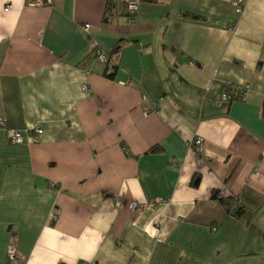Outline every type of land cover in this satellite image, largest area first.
Masks as SVG:
<instances>
[{"label": "crops", "instance_id": "obj_1", "mask_svg": "<svg viewBox=\"0 0 264 264\" xmlns=\"http://www.w3.org/2000/svg\"><path fill=\"white\" fill-rule=\"evenodd\" d=\"M243 1L0 0V264H264V0Z\"/></svg>", "mask_w": 264, "mask_h": 264}, {"label": "built area", "instance_id": "obj_2", "mask_svg": "<svg viewBox=\"0 0 264 264\" xmlns=\"http://www.w3.org/2000/svg\"><path fill=\"white\" fill-rule=\"evenodd\" d=\"M126 4V11L128 15L133 16L140 5V0H123ZM54 3V0H27V5L31 8H46L51 7ZM233 5L235 7V11L238 15H242L244 12V1L243 0H233ZM10 8H6L8 11ZM85 31L89 36L95 34V30L91 26H85ZM91 52H93L97 58L104 61L109 68H114L117 63V60L114 56H106L105 54L101 53L100 50L97 49L96 44H92ZM191 67H195L196 64L192 61L188 63ZM127 84H131V81H128ZM84 90H87V87H84ZM236 99L244 101L246 99V91L240 90V95L236 98L228 93H224L221 95L219 99L215 101L216 105L221 104L222 102H233ZM149 112V111H148ZM0 126H5L3 120H0ZM34 132L37 136L43 133L41 128H35ZM7 138L12 144H22L24 142V136L21 132L16 130H8L7 131ZM192 147L195 149L196 152L202 153L204 149V141L201 138H194L191 142ZM158 202H162V200H157ZM52 220H56V216H52ZM7 257L11 263H14L19 258V253L14 243H10L7 249ZM77 264H86L83 262H79Z\"/></svg>", "mask_w": 264, "mask_h": 264}, {"label": "trees", "instance_id": "obj_3", "mask_svg": "<svg viewBox=\"0 0 264 264\" xmlns=\"http://www.w3.org/2000/svg\"><path fill=\"white\" fill-rule=\"evenodd\" d=\"M117 66H118V64L116 63V65H115L114 68H112V69H116ZM112 75H113V74H109L108 77H112ZM228 94H230V93H228ZM230 95H232V94H230ZM232 96H233V97H236V96H234V95H232ZM222 202H223V205L226 207V209L230 212V210H231V205H230L229 201H228V200H222Z\"/></svg>", "mask_w": 264, "mask_h": 264}]
</instances>
